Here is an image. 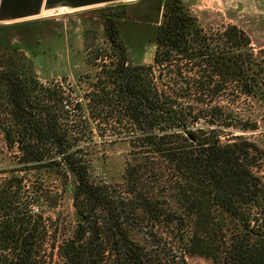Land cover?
I'll return each instance as SVG.
<instances>
[{"label": "trees", "instance_id": "obj_1", "mask_svg": "<svg viewBox=\"0 0 264 264\" xmlns=\"http://www.w3.org/2000/svg\"><path fill=\"white\" fill-rule=\"evenodd\" d=\"M116 17L106 43L85 41L95 71L80 96L0 65V264H264L262 151L245 136L264 51L171 0L152 61L131 63ZM112 141L130 148L121 184L89 175Z\"/></svg>", "mask_w": 264, "mask_h": 264}, {"label": "rangeland", "instance_id": "obj_2", "mask_svg": "<svg viewBox=\"0 0 264 264\" xmlns=\"http://www.w3.org/2000/svg\"><path fill=\"white\" fill-rule=\"evenodd\" d=\"M168 1L171 0H142L129 7L104 6L76 11L57 9L20 23L0 26V65L28 67L41 83L60 84L65 89L73 87L80 96L86 77L95 71L86 60L85 41L107 42L105 25L109 15H117L119 39L127 49L130 62L150 63L160 13ZM180 1L197 17L205 31L236 25L249 36L252 46L264 51V0ZM79 84L80 90L76 86ZM260 89L262 95L246 104L247 109L255 112L253 117L258 129L245 136L262 151L259 175L264 181V82ZM92 153L90 178L121 184L130 157L128 143H98ZM59 211L70 224L75 223L69 191L64 194ZM175 255H179L178 251ZM185 257L188 264H210L202 256L186 254Z\"/></svg>", "mask_w": 264, "mask_h": 264}, {"label": "crops", "instance_id": "obj_3", "mask_svg": "<svg viewBox=\"0 0 264 264\" xmlns=\"http://www.w3.org/2000/svg\"><path fill=\"white\" fill-rule=\"evenodd\" d=\"M140 1L142 0H0V26L20 23L57 9L76 11L104 6L129 7Z\"/></svg>", "mask_w": 264, "mask_h": 264}, {"label": "built area", "instance_id": "obj_4", "mask_svg": "<svg viewBox=\"0 0 264 264\" xmlns=\"http://www.w3.org/2000/svg\"><path fill=\"white\" fill-rule=\"evenodd\" d=\"M61 11H63V9Z\"/></svg>", "mask_w": 264, "mask_h": 264}]
</instances>
